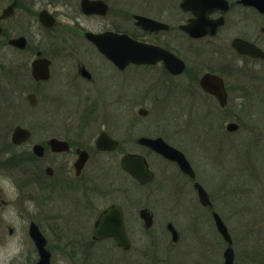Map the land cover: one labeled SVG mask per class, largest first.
I'll return each instance as SVG.
<instances>
[{
  "label": "flooded vegetation",
  "instance_id": "obj_1",
  "mask_svg": "<svg viewBox=\"0 0 264 264\" xmlns=\"http://www.w3.org/2000/svg\"><path fill=\"white\" fill-rule=\"evenodd\" d=\"M204 3L0 0V69L11 66L9 70L18 71L30 81L25 99L31 107L41 98L48 106L45 126L0 127V245H6L4 250L18 246L5 256H27L30 264H37L40 254L34 233L44 237L50 264H161L174 256L150 255L143 245L142 235L146 234L135 237L134 230L141 228V223L130 220V197L100 208L98 194L107 177H115L119 171L126 181L147 191L153 183L158 190L168 183L174 184L175 194H181L186 184L192 183L199 200L195 188L197 182L203 185L199 171L184 150L164 137L167 131L178 133L180 125L166 130L162 119L152 118L144 106L135 113L133 102L185 98L194 104L209 102L210 108L218 105L225 109L231 100L245 102L264 96V71L259 66L264 54H252L234 45L241 39L264 53V10L242 0L219 1L213 6ZM198 17H204L201 25L196 23ZM203 30L204 34L196 36ZM89 34L100 36L102 41H107L108 34L136 40L173 54L176 60L167 66L164 59L144 63L120 60V56L114 59ZM207 80H211L209 87L204 84ZM70 99L84 101V109L64 110L63 103ZM204 112L210 114V110ZM161 121L162 129L156 130ZM236 123L235 131L242 124ZM18 127L28 134L16 143L14 132ZM144 138H162L183 151L196 175L184 173L177 162L155 151ZM128 155L143 157L153 178L141 183L125 169L122 161ZM152 155L163 161L165 170L174 167L185 183L171 170L158 181ZM110 207L122 216L125 246L113 235H95L101 215ZM197 207L205 221H212L213 206L200 202L193 208ZM145 208L138 212L148 231L155 225V215L148 208L152 213L148 227L141 214ZM169 222L178 231V240L171 245L176 249L182 239L181 228L167 221L171 237ZM54 241L58 242L59 254L54 253ZM25 243L31 246L28 253L20 249ZM178 258L184 264L196 261Z\"/></svg>",
  "mask_w": 264,
  "mask_h": 264
},
{
  "label": "rangeland",
  "instance_id": "obj_2",
  "mask_svg": "<svg viewBox=\"0 0 264 264\" xmlns=\"http://www.w3.org/2000/svg\"><path fill=\"white\" fill-rule=\"evenodd\" d=\"M259 66L264 71V62ZM10 68L0 69V127L47 125V100L41 98L37 106L31 107L25 99L31 88L30 81ZM261 83H264V79ZM195 103L183 98L163 102H133L131 108L135 113L141 106L149 109L151 117L162 119L166 130L176 129L180 125L178 133L167 131L164 137L184 150L196 171H199L200 181L213 198L214 210L220 214L233 238L235 264H264V96L245 102L231 100L225 109L218 105L210 108L207 105L209 102ZM85 104L84 101L70 99L63 103V108L66 111L84 109ZM207 110H210V114L206 115L204 111ZM162 121L156 130L161 128ZM230 121L241 122L240 129L228 131L226 126ZM153 157L150 156L152 165L158 167V181H162L171 170L181 183H185L174 167L165 170L163 161ZM117 172L115 177H107V184L103 183L99 188L98 207L116 200L122 201L124 196L130 197V201H133L130 205L132 210H129L130 220L141 223V228H135L134 234L137 239L143 236L147 253L159 254L158 258L174 255L161 264H184L178 257L186 262L196 260L190 261L191 264L223 263L226 243L216 229L214 218L205 221L203 211L198 207L193 208L200 202L198 197V201L195 198L192 183L186 184L181 194H175L174 184L171 186L168 183L161 190L153 183L147 191L134 182L126 181L123 174ZM143 207L151 209L155 215V225L148 231L138 212ZM167 221H173L179 230L181 228L182 239L176 249L171 246ZM53 245L54 253L59 254L58 242L54 241ZM5 246L0 245V264H30L27 256L13 259L5 256L18 247L15 244L4 250ZM7 249L8 252H5ZM20 249L28 253L31 246L25 243ZM167 259H171L170 262Z\"/></svg>",
  "mask_w": 264,
  "mask_h": 264
},
{
  "label": "water",
  "instance_id": "obj_3",
  "mask_svg": "<svg viewBox=\"0 0 264 264\" xmlns=\"http://www.w3.org/2000/svg\"><path fill=\"white\" fill-rule=\"evenodd\" d=\"M219 1L225 2V0H205L204 5L213 6L214 4L219 3ZM242 1L246 4L254 3L262 11L264 10V0H257L256 3L253 2L254 0H242ZM198 14L200 15V12H198ZM203 18L204 17H198L196 23L201 25ZM0 32H1V26H0ZM204 33H205L204 30L198 31L196 33V36H201ZM108 35L110 36L107 39V41H102V38L100 36H95V34H89L90 38L93 39L111 58L119 60V58L117 57L120 56L121 57L120 60L133 61L136 63L153 62L159 59H164L167 66L168 65L171 66L173 64V61L176 60L173 54L163 52L162 50H159L158 48H155L153 46H149L147 44L128 38H126V40L121 39L120 37L114 36L113 34H108ZM234 45L238 49L240 50L244 49L252 54H264L260 50L256 49V47L254 46L250 47V45H248L245 41L241 39L236 40L234 42ZM208 77H213V76H208ZM213 78H217V77H213ZM210 81L207 80V82H204L205 86L209 87ZM218 86H220V84H218ZM220 97H221V104L225 105L226 102L224 101V96L222 95ZM29 99H32V96H29ZM237 127L238 125L236 123H230L228 125V129L230 130H235ZM14 133H15L14 141L16 143H19L20 142L19 140L27 136L28 131L24 130L21 127H18ZM144 142H146L148 145H150L158 152L165 155L167 158L176 161L180 165L183 171H185L186 173L192 176H195V172L191 167L189 161L183 154V152L169 145L162 138H157V139L144 138ZM122 165L142 183L152 178L153 173L148 169L147 163L145 162L144 158L141 156L138 155L125 156L122 161ZM195 186L198 190L200 200L206 205H213L212 199L210 198V195L208 194L206 189L200 183H196ZM117 211L118 210H116L115 207H110L101 215L97 223V227L95 229V235L96 236H101L102 234L113 235L119 240L120 244L125 246L127 244L125 243L127 236L124 231L122 216L120 213H118L119 211L118 212ZM141 214L145 218L146 224L150 226L152 223L151 212L148 211L147 209H143L141 211ZM149 217H150V221L148 219ZM215 219L219 231L223 234L225 239L228 240V242L232 243V238L228 232V229L224 224V222L222 221L219 214L215 213ZM168 228L173 232V240H177L178 233L174 228L173 224L169 223ZM34 231L37 232L38 229L35 228ZM34 238L36 240V244L40 254V259L38 260L37 264H50V251L45 246L46 241L44 237L38 233H34ZM224 256H225V261L223 264H235L234 263L235 253H234V249L231 246H229L225 250Z\"/></svg>",
  "mask_w": 264,
  "mask_h": 264
}]
</instances>
